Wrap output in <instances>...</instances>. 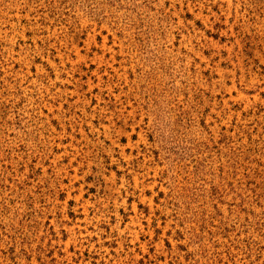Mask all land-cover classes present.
<instances>
[{
  "label": "rangeland",
  "instance_id": "1",
  "mask_svg": "<svg viewBox=\"0 0 264 264\" xmlns=\"http://www.w3.org/2000/svg\"><path fill=\"white\" fill-rule=\"evenodd\" d=\"M0 264H264V0H0Z\"/></svg>",
  "mask_w": 264,
  "mask_h": 264
}]
</instances>
